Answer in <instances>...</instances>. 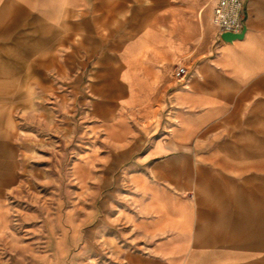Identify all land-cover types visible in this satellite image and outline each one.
Segmentation results:
<instances>
[{
	"label": "crops",
	"instance_id": "1",
	"mask_svg": "<svg viewBox=\"0 0 264 264\" xmlns=\"http://www.w3.org/2000/svg\"><path fill=\"white\" fill-rule=\"evenodd\" d=\"M216 2L0 0V89L13 66V80L83 90L80 103L108 106L94 109L107 146L132 154L111 264H264V0H241L230 42L216 39Z\"/></svg>",
	"mask_w": 264,
	"mask_h": 264
},
{
	"label": "rangeland",
	"instance_id": "2",
	"mask_svg": "<svg viewBox=\"0 0 264 264\" xmlns=\"http://www.w3.org/2000/svg\"><path fill=\"white\" fill-rule=\"evenodd\" d=\"M10 68L0 89L7 100L0 104V144L12 182L4 186L11 227L0 238V264L115 263L125 252L120 215L132 154L110 148L96 130L94 109L108 106L80 103L83 90L61 88L49 74L13 80Z\"/></svg>",
	"mask_w": 264,
	"mask_h": 264
},
{
	"label": "built area",
	"instance_id": "3",
	"mask_svg": "<svg viewBox=\"0 0 264 264\" xmlns=\"http://www.w3.org/2000/svg\"><path fill=\"white\" fill-rule=\"evenodd\" d=\"M213 24L217 30V41H221L223 33L241 32L244 27V13L241 0H217L213 8ZM187 74L186 68L177 63L173 67V76L178 81L184 80Z\"/></svg>",
	"mask_w": 264,
	"mask_h": 264
},
{
	"label": "water",
	"instance_id": "4",
	"mask_svg": "<svg viewBox=\"0 0 264 264\" xmlns=\"http://www.w3.org/2000/svg\"><path fill=\"white\" fill-rule=\"evenodd\" d=\"M244 30H245V27L242 28L241 32L238 33V34H235V33H229V32H226V33H223L221 35V39L225 42H230L232 40H235V39H239L243 36L244 34Z\"/></svg>",
	"mask_w": 264,
	"mask_h": 264
}]
</instances>
